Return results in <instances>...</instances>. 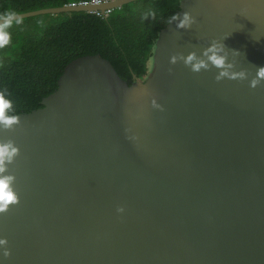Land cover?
<instances>
[{
	"label": "water",
	"instance_id": "obj_1",
	"mask_svg": "<svg viewBox=\"0 0 264 264\" xmlns=\"http://www.w3.org/2000/svg\"><path fill=\"white\" fill-rule=\"evenodd\" d=\"M184 11L196 22L161 30L144 80L81 56L41 107L0 128L19 148V199L0 213L5 264H264V81L249 86L264 66V0H182ZM214 39L247 78L170 63Z\"/></svg>",
	"mask_w": 264,
	"mask_h": 264
},
{
	"label": "trees",
	"instance_id": "obj_2",
	"mask_svg": "<svg viewBox=\"0 0 264 264\" xmlns=\"http://www.w3.org/2000/svg\"><path fill=\"white\" fill-rule=\"evenodd\" d=\"M77 1L0 0V19L5 11L19 14ZM181 1L134 0L107 16L71 11L22 18L4 29L8 43L0 46V93L11 101L15 115L30 112L57 89L68 63L94 54L109 60L129 85L144 80L159 34L179 13Z\"/></svg>",
	"mask_w": 264,
	"mask_h": 264
},
{
	"label": "clouds",
	"instance_id": "obj_3",
	"mask_svg": "<svg viewBox=\"0 0 264 264\" xmlns=\"http://www.w3.org/2000/svg\"><path fill=\"white\" fill-rule=\"evenodd\" d=\"M22 17L14 11H5L2 14L0 23V46L8 43V34L4 29L13 23L19 24ZM175 24L178 29H189L196 22V17L189 11L172 14L167 21ZM233 53L239 50L232 49ZM182 61L193 72L201 70L216 69L215 79H245L247 74L244 70L233 71V62L229 59V51L224 40L214 39L199 52L193 50L188 53L174 54L170 57V63L175 64ZM264 81V66L256 68L255 75L250 79L249 86L255 88ZM18 123V117L12 112V103L0 93V128L10 129ZM19 148L11 140L0 143V213L6 212L11 204L18 202V194L14 191L15 177L8 171L9 165L14 161ZM117 211L123 212V206L118 207ZM8 238L0 236V264H5V258L10 255V249L6 247Z\"/></svg>",
	"mask_w": 264,
	"mask_h": 264
},
{
	"label": "built area",
	"instance_id": "obj_4",
	"mask_svg": "<svg viewBox=\"0 0 264 264\" xmlns=\"http://www.w3.org/2000/svg\"><path fill=\"white\" fill-rule=\"evenodd\" d=\"M106 1H110V0H80L77 2H71L67 5H70V6H87L90 4H101V3L106 2ZM111 10L112 9H108L106 11L94 10L92 12L97 13L99 15L107 16Z\"/></svg>",
	"mask_w": 264,
	"mask_h": 264
},
{
	"label": "rangeland",
	"instance_id": "obj_5",
	"mask_svg": "<svg viewBox=\"0 0 264 264\" xmlns=\"http://www.w3.org/2000/svg\"><path fill=\"white\" fill-rule=\"evenodd\" d=\"M150 67H152V62H150Z\"/></svg>",
	"mask_w": 264,
	"mask_h": 264
}]
</instances>
